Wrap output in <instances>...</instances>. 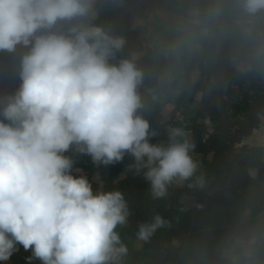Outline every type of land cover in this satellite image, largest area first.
Segmentation results:
<instances>
[{
	"label": "clouds",
	"instance_id": "clouds-1",
	"mask_svg": "<svg viewBox=\"0 0 264 264\" xmlns=\"http://www.w3.org/2000/svg\"><path fill=\"white\" fill-rule=\"evenodd\" d=\"M132 7L0 0V51L28 49L18 89L0 98V262L19 245L41 264H127L117 231L131 215L123 193H94L66 153L105 166L131 155L129 168L143 174L152 199L174 185L203 191L208 179L190 130L169 126L167 141L153 144L159 133L147 117L161 106L170 119L172 101L191 93L203 68L264 80V0H145L126 29L120 17ZM255 119L239 149L264 154V108ZM235 167L245 190L219 229L205 226L180 241L184 264H264V156ZM165 227L157 213L139 224L136 240L150 243Z\"/></svg>",
	"mask_w": 264,
	"mask_h": 264
},
{
	"label": "rangeland",
	"instance_id": "rangeland-1",
	"mask_svg": "<svg viewBox=\"0 0 264 264\" xmlns=\"http://www.w3.org/2000/svg\"><path fill=\"white\" fill-rule=\"evenodd\" d=\"M145 0H131L133 7L120 17V22L130 29L133 16L143 7ZM130 44H137L134 31L128 32ZM28 49L17 46L14 52L0 51V98L14 94L21 78V60ZM210 78L214 82L210 83ZM174 108L170 119L161 114V106H155L147 118L159 135L150 143L167 141L169 126H184L191 132L193 141L201 139L202 152H194L201 161V171L208 179V188L201 191L187 186H172L163 199H152L150 185L143 174L137 175L131 155L111 165H95L91 158L70 151L66 155L73 161V175L85 176L93 192L119 190L130 210L127 225L118 227L123 241L129 247L127 264H184L179 243L191 237L202 227L219 229L228 219L230 209L245 190L247 179L237 177L236 161L261 163L259 151L239 149V142L256 123V113L264 108V80L239 75L222 65L202 69V80L191 93H184L172 101ZM239 149V150H238ZM243 157V159H241ZM264 174V170H262ZM240 183V184H239ZM240 185V186H239ZM231 191V199L225 195ZM202 204L203 209H198ZM170 222L171 227L157 230L150 243L136 240L141 223L148 222L156 214ZM19 251L0 264H41L29 261L31 251L17 246Z\"/></svg>",
	"mask_w": 264,
	"mask_h": 264
},
{
	"label": "trees",
	"instance_id": "trees-1",
	"mask_svg": "<svg viewBox=\"0 0 264 264\" xmlns=\"http://www.w3.org/2000/svg\"><path fill=\"white\" fill-rule=\"evenodd\" d=\"M195 144H196V148H195L194 152H202V149H201L202 143H201V139L200 138L195 140Z\"/></svg>",
	"mask_w": 264,
	"mask_h": 264
}]
</instances>
